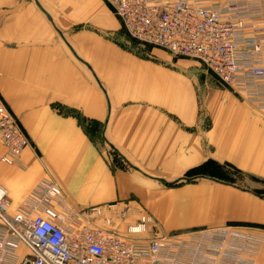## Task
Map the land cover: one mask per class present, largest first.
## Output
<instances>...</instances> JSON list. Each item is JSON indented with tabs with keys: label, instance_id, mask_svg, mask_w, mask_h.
Instances as JSON below:
<instances>
[{
	"label": "crops",
	"instance_id": "0c3cea01",
	"mask_svg": "<svg viewBox=\"0 0 264 264\" xmlns=\"http://www.w3.org/2000/svg\"><path fill=\"white\" fill-rule=\"evenodd\" d=\"M165 57L104 0H0V103L28 141L12 164L0 142L8 210L48 204L73 221L98 205L89 217L125 235L139 208L151 234L175 240L174 264H264V114L226 88L199 104ZM65 109L102 122L103 145ZM110 203L133 213L106 224ZM247 234L259 240L252 252L239 247ZM26 252L0 249V264Z\"/></svg>",
	"mask_w": 264,
	"mask_h": 264
},
{
	"label": "built area",
	"instance_id": "2783aa9c",
	"mask_svg": "<svg viewBox=\"0 0 264 264\" xmlns=\"http://www.w3.org/2000/svg\"><path fill=\"white\" fill-rule=\"evenodd\" d=\"M129 34L169 52L203 61L217 76L264 110V0H106ZM3 162H19L28 141L16 119L0 103ZM50 195L59 194L56 185ZM8 190L0 183V249L19 243L27 252L15 264H166L175 240L122 235L91 221V206L68 223L48 204L9 212ZM123 214V212H122ZM106 224L112 222L105 217ZM151 216L141 212L128 232H143ZM230 231V232H229ZM231 233L221 229V243ZM240 249L252 252L258 239L247 234Z\"/></svg>",
	"mask_w": 264,
	"mask_h": 264
},
{
	"label": "rangeland",
	"instance_id": "374dc122",
	"mask_svg": "<svg viewBox=\"0 0 264 264\" xmlns=\"http://www.w3.org/2000/svg\"><path fill=\"white\" fill-rule=\"evenodd\" d=\"M104 1L107 2L106 0H104ZM55 2H57V1H55ZM110 8H111V6H110ZM111 10L113 11L112 8H111ZM113 13H115V12L113 11ZM164 51H165V56H166L165 57V66H166L167 76L169 75L168 76L169 78L179 77L183 81L188 82L190 84L191 83L193 84V90L191 88H189V91L186 92L188 94V95H186L187 97L190 98V96L196 95V99H197L198 103L203 104L206 102L207 97L208 98H213V97L216 98L219 90L226 88V89H229L231 91L230 92L231 96L229 97L230 99L235 100V101L244 100L245 102L250 104L252 107H254V105H252V103L248 102L244 96H241L231 86L224 83L217 76V74L212 69H210L203 61H201L197 58H194V57L175 54V53L169 52L167 50H164ZM206 84L209 87H205ZM210 84L212 86H210ZM215 102H216V99H215ZM254 108H256V107H254ZM258 111L263 112V114H264V111H261V110H258ZM101 135H102L101 138H99L98 136H95L94 141L103 145V143L105 142V138L103 136V126L101 129ZM108 154L110 157L109 159L113 160L116 165L123 166L125 164V161L123 160V158L121 157L119 152L115 150V148L110 147L108 149ZM111 205H112V203L108 204V206L106 205V208L109 209V215L111 216V219H113L112 216L115 215V213L118 214V216L121 218L129 217L130 214L133 213V211H131V209H128L127 206H123L117 210V208H115V206H113V205L111 206ZM94 206H98V205H94ZM110 209H112V210L110 211ZM140 211L141 210L139 208L134 210V213L136 212V217L128 225L136 223L137 215ZM122 212H123V214H122ZM95 215L97 216L99 214H94V216ZM95 220H96V217L95 218L91 217V221H93L96 224ZM69 222H71V221H68V223ZM70 224H72V222ZM151 228H154V225H152V221L150 223H148L145 231H143V232H137V233L128 232L127 227H126V232L124 234L128 235V236L147 237V238L156 237L155 235L151 234V231L153 230V229L150 230ZM220 228L231 230L228 225H224L223 227L221 226ZM167 236L173 238L172 236H169V235H167ZM215 243L218 245L221 244V239H219L218 241L215 240ZM172 258H173V256H172ZM166 264H174V263H173V260H171L170 262H168Z\"/></svg>",
	"mask_w": 264,
	"mask_h": 264
},
{
	"label": "trees",
	"instance_id": "16d2710c",
	"mask_svg": "<svg viewBox=\"0 0 264 264\" xmlns=\"http://www.w3.org/2000/svg\"><path fill=\"white\" fill-rule=\"evenodd\" d=\"M63 113H69L73 115L77 119L78 124L83 128V130L91 140H95V136L101 138V129L103 125L100 121L88 118L76 109H65Z\"/></svg>",
	"mask_w": 264,
	"mask_h": 264
}]
</instances>
